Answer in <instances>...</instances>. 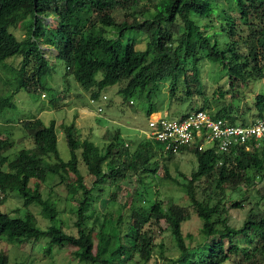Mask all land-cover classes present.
<instances>
[{
    "label": "trees",
    "instance_id": "obj_1",
    "mask_svg": "<svg viewBox=\"0 0 264 264\" xmlns=\"http://www.w3.org/2000/svg\"><path fill=\"white\" fill-rule=\"evenodd\" d=\"M137 3L138 0H0V59L19 57L15 89L46 93L43 77L50 65L43 54H38L43 43L55 49V57L63 61L66 72L87 92L89 100L98 99L105 87L116 84L121 102H131L132 96L147 102L148 117L156 111L152 98L160 83L166 81L169 103L177 108L168 110V115L183 116L201 108L232 123H247L228 104L210 109L211 104L202 95L197 63L203 55L219 61L231 85L234 81L262 78L264 0H234L239 22L222 10L223 42L205 31L208 24L196 20L215 12L209 0H154L153 10L147 14L149 7ZM117 7L124 9L119 19L113 15ZM50 15L56 19L54 26L45 21ZM19 21H25L26 28L21 38L9 29ZM108 29L111 33L106 32ZM127 33L144 34L145 47L136 48L135 38ZM194 92L201 96L198 106L179 110L177 105L183 101L193 102ZM12 106L9 95H0V113ZM255 107L254 118L263 116L264 92L255 95ZM19 124L24 129L22 136L13 137L11 131L2 134L0 130V206L5 194L15 190L24 206L38 203L49 223L40 227L31 211L11 214L0 207V240L5 233L19 243L43 237L47 239L42 247L46 255L55 245L69 244L75 247L73 254L83 264H124L125 258L135 253L147 264L155 244L153 228H160V222H164L178 248V254L166 257L165 264H264V194L257 206H248L238 226L229 223L228 210L242 207L243 202L238 198L229 200L228 205L222 202L227 198L226 188L241 197L243 188L252 186L256 177L263 179L262 146L245 149L235 144L227 153L215 152L213 147H180V151H190L196 159L195 169L182 182L190 205L202 220V240L192 244L182 231V223L190 215L187 206L154 199L147 207L130 206L131 212L122 222L127 200L113 211H98L95 204L106 181L119 188L118 181L129 174L155 171L150 165L151 140L162 158L174 155L161 142L141 132L144 138L135 146L131 141L128 145L117 131L103 147L91 151L88 138L75 136L73 122L64 123L61 127L70 156L63 160L56 145L54 120L44 123L40 117L30 116ZM25 137L32 140L31 145L22 144ZM18 144L23 147L8 151ZM80 162L90 178L89 184L84 181ZM49 173L58 175V182L65 185L67 195L75 201L70 207L75 215L74 232H67L55 222L59 213L55 199L42 196L41 183ZM202 178L208 185L197 196L193 183ZM115 195L116 191L112 192L110 200ZM112 220L116 225L114 233L105 228L106 222ZM6 262V254L0 251V264Z\"/></svg>",
    "mask_w": 264,
    "mask_h": 264
},
{
    "label": "rangeland",
    "instance_id": "obj_2",
    "mask_svg": "<svg viewBox=\"0 0 264 264\" xmlns=\"http://www.w3.org/2000/svg\"><path fill=\"white\" fill-rule=\"evenodd\" d=\"M153 1L138 0L137 4L149 7L148 11H145V14H147L153 10L151 7ZM209 1L215 12L207 17H196V20L200 24H208L205 31L213 34L219 42H223L226 37L220 30V25L223 24V21H221L223 14L221 12L222 10L225 11V13L234 17L236 22H239L238 12L235 9L236 5L234 0ZM131 7H134V5ZM123 12V8L117 7L113 10V15L119 19L123 15ZM45 21L49 23L48 26H54L56 23L55 17L51 15L45 18ZM24 26L25 21H19L16 27L11 26L9 29L18 38H21L24 36V30L26 29ZM106 32L111 33L109 29ZM127 34L135 38L136 48L142 49L145 47L146 37L144 34ZM38 54H43L50 65L46 75L43 77V82L46 85L44 89L46 92L45 97L40 95L39 90L27 91L25 89H15L16 80L14 77L17 72L18 56L14 55L2 60L0 59V95H9L14 103V106L5 108L0 113V130L2 134L11 131L13 137L22 136L24 129L19 124L20 119L35 116L39 111L45 109L47 102H50L53 98L61 102V97L66 94L74 102L80 103L78 101H81L88 103V107L92 108L90 112H79L78 106H76L72 111V114H77V118L79 119L75 136L79 139L88 138L90 140L91 151H94L98 147H103L105 142L117 131L122 135V141L124 143L127 142L128 145L132 142L131 144L135 146L138 140L144 138L140 131L147 128V114L145 112L147 102L143 98L132 96L131 102L129 100L121 102V95L116 92L117 85L114 84L105 87L98 99L90 102L87 92L76 83L71 74L66 72L63 61L55 57V49L41 43ZM261 63L264 72V59H261ZM189 65L190 61L187 62L188 67ZM197 72L202 83V95L211 104V110L214 111L223 104H228L239 118L243 116L247 122L255 117V95L264 92V76L262 78L248 79L245 82L234 81L231 85L232 81L228 80V75L225 73L223 65L209 55H203L199 59ZM99 76L100 73H97L96 77ZM68 92L71 93L68 94ZM74 94L75 96H73ZM103 94L107 95L104 99L102 98ZM59 95L61 96L59 97ZM194 95L195 97L191 99L193 102H190V100L183 101L182 104L177 105L178 109L185 111L189 106L197 107L201 101V96L196 92H194ZM152 101L156 104V111L167 112L171 108L177 109L173 102L169 103L168 83L166 81L160 83V88L156 92V95L153 96ZM99 104L102 107L101 111L97 109ZM61 110L62 108H56L54 110L55 116H60L63 113ZM40 114L41 112L38 115L40 116ZM72 114L69 116H73ZM50 115V113L44 111L40 117L46 120ZM70 119L72 120V117H66L64 122L68 123ZM56 134L58 153L63 160H66L69 158L70 152L63 130L57 129ZM151 142L153 151L150 165L155 168V171L140 175L129 174L126 178L118 181L119 188H116L115 183L112 182L106 181L103 183V190L95 201L98 211H113L127 200V204L122 210V222H124L131 212L130 206L138 207L143 205L147 207L154 199H159L162 202H175L187 206L190 211L189 218L182 223V231L186 241L193 244L196 241L202 240L203 234L200 230L202 220L190 205L185 187L182 185V182L186 181V177H190L191 171L196 167L194 154L184 150L175 153L169 158H162L153 140ZM31 143L32 140L29 137H25L22 141L24 146L31 145ZM22 144H18L8 151L17 150V148L23 147ZM79 168L84 174V181L89 184L90 178L86 174L85 167L81 162ZM49 174L45 182L41 183L40 190L42 196L49 195L55 199L56 207L59 210L55 222L61 223L67 232H74L75 229L72 221L75 215L70 210V207L75 201L71 200L69 195H67L65 185L58 182V175ZM193 184L197 196H201L202 187H207L208 185L207 181L203 178L195 180ZM243 190L244 193L240 197L237 192H230L229 188H226L227 198L222 200L225 205H228L229 200L233 198H238L243 202L242 207L228 210L229 223L235 226L240 225L248 206H257L261 202V194H264V177L263 179L256 177L254 184L243 188ZM114 191H116V195L113 200H110V194ZM0 207L11 214H24L26 211H31L35 214L40 227H45L49 223L40 213L41 207L38 203L24 206L22 198L15 190L5 194L4 201ZM105 228L108 232L114 233L116 225L113 220L107 221ZM153 229H155V244L152 246V252L147 264H165L166 257H174L178 254V248L164 222H160V228L155 226ZM46 240V238L41 237L37 241L19 243L11 239L8 233H5L0 240V251H3L7 256L6 264H83L73 254L75 247L69 244L55 245L52 247L50 254H44L42 247ZM124 264L144 263L135 253L132 257L125 258Z\"/></svg>",
    "mask_w": 264,
    "mask_h": 264
},
{
    "label": "built area",
    "instance_id": "obj_3",
    "mask_svg": "<svg viewBox=\"0 0 264 264\" xmlns=\"http://www.w3.org/2000/svg\"><path fill=\"white\" fill-rule=\"evenodd\" d=\"M44 95L41 93V96ZM102 98H105L104 94ZM97 109L100 111L101 106L98 105ZM142 132L146 137L161 142L165 150L174 154L183 146L198 150L213 147L219 153H227L235 144H241L245 149L251 145L264 148V115L247 123H232L201 108L183 116H170L166 111L151 112L147 117V128Z\"/></svg>",
    "mask_w": 264,
    "mask_h": 264
},
{
    "label": "crops",
    "instance_id": "obj_4",
    "mask_svg": "<svg viewBox=\"0 0 264 264\" xmlns=\"http://www.w3.org/2000/svg\"><path fill=\"white\" fill-rule=\"evenodd\" d=\"M47 47V46H46ZM17 71V70H16ZM62 90H63V88H62ZM71 92H68V94H70ZM46 94V93H45ZM77 94V93H76ZM62 95V94H61ZM61 95H59V97L61 96ZM73 96H75V94L73 95ZM43 97H45V95L43 96ZM70 97H72V96H70ZM62 98V101L61 102H59L58 104H56V99H52L50 102H47V105H46V108L45 109H42L41 111H39V113L41 112V114L45 111V112H48V113H50L51 115H50V117L48 118V119H46L47 120V123L52 119V120H54V126H55V131L57 130V129H59V130H61L62 129V124H64L65 122H64V119L67 117V118H71L72 117V120L70 119V121L68 122V123H71V122H73V124H74V130H77V123H78V121H79V119L77 118V114H75V113H73L72 114V111L75 109V107L76 106H78V109H79V112H86V111H91L92 110V108H89L88 107V103H83V102H81V101H78V102H80V103H77V102H74L73 101V99H71V98H69V96H67L66 94H64V96L63 97H61ZM75 100V99H74ZM65 101H67L66 103H65ZM73 101V102H72ZM91 102V101H90ZM49 103V104H48ZM72 103V104H71ZM100 105V104H99ZM101 106V105H100ZM62 108V110H61V112L63 111V113L60 115V116H55V112H54V110L56 109V108ZM153 112H160V111H153ZM39 113H37L35 116H38V117H40L41 116V114H40V116L38 115ZM73 115V116H69V115H71V114ZM54 114V115H53ZM41 118V117H40ZM21 120V119H20ZM41 120L44 122V123H46V120H44V119H42L41 118ZM140 132H142V131H140ZM56 142H57V134H56Z\"/></svg>",
    "mask_w": 264,
    "mask_h": 264
}]
</instances>
